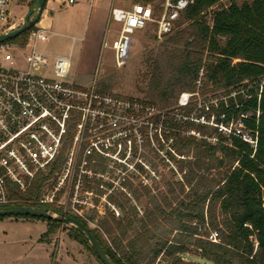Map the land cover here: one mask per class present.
Instances as JSON below:
<instances>
[{
	"label": "trees",
	"instance_id": "16d2710c",
	"mask_svg": "<svg viewBox=\"0 0 264 264\" xmlns=\"http://www.w3.org/2000/svg\"><path fill=\"white\" fill-rule=\"evenodd\" d=\"M218 1L194 0L180 16L177 28L165 35L160 51L147 59L149 65L141 77L146 86L138 87L147 94L144 100L185 115L193 108L180 106L178 98L183 91H194L204 67L208 85L226 88V99L209 104L207 119L214 114L215 123L226 124L260 106L259 118L256 114L242 118L249 128L259 130V149L251 157L248 143L236 135H224L218 125L168 117L176 153L181 155L168 188L129 179V188L119 192L122 199L113 193L109 196L119 215L107 206L98 227H91L114 264H155L160 255L167 264H207L184 258L189 242L210 264H264V208L258 198L264 186V90L258 100L256 83L264 74V0L232 2L214 9ZM209 12L211 24L205 19ZM27 33L8 41H20ZM103 90L107 91L106 86ZM190 130L194 133L188 134ZM214 136L218 138L215 143L209 140ZM53 171L38 174L25 190L12 186V204L62 212L54 204L39 201ZM142 203L143 208L139 207ZM49 220L50 228L62 223L60 217ZM207 222L219 229V242L204 237L201 230ZM245 223L257 230L256 253L250 240L252 230ZM71 229L93 250L83 232L74 226Z\"/></svg>",
	"mask_w": 264,
	"mask_h": 264
},
{
	"label": "built area",
	"instance_id": "2783aa9c",
	"mask_svg": "<svg viewBox=\"0 0 264 264\" xmlns=\"http://www.w3.org/2000/svg\"><path fill=\"white\" fill-rule=\"evenodd\" d=\"M14 1L0 0V34L19 27L25 20V16L12 20ZM65 1L73 4L79 0ZM193 2L162 0L158 6L151 2H135L129 8L112 6L110 17L121 27L112 43L105 42V45L114 50L116 66H123L130 58L136 31L154 25L159 38L172 33L180 16ZM20 19L23 21L19 25ZM26 31L27 35L20 41L0 42V207L14 205L12 186L25 190L38 174L47 175L54 169L53 176L45 183L40 203L54 204L63 213L74 214L87 221L91 228L95 219L82 212L78 205L86 204L89 209L96 208L101 214L103 211L99 207L106 204V208L110 206L119 215L109 196L116 190L126 191L129 188L125 182L126 175L138 169L123 173L124 170L117 164L129 169L127 154L137 142L142 144L145 140L144 127L152 132L155 126L158 137L163 138L164 135L174 142L168 117H183L190 121V112L183 115L179 110L170 112L144 99L117 96L104 91L97 79L88 86L70 83L71 56L58 54L52 63V56L38 48L39 42L48 40L50 30L36 23ZM205 73V68H200L196 80L200 86ZM256 83L260 100L264 74ZM194 93L198 92H191V95ZM235 94L236 91L231 93ZM216 99L205 104L204 110L197 113L196 120L198 123L218 125L226 136L233 134L240 137L250 145L251 157H254L259 149L260 132L249 128L242 118L252 114L259 118L261 107L241 113L229 123L218 124L214 122V114L210 120L207 119L209 104L226 99V96ZM189 103L186 101L179 105L187 106ZM209 140L215 143L218 138L214 136ZM111 171L116 172L111 175ZM94 175H101L104 179L108 176L105 180L108 184L112 176H119L120 184H113V187L104 184L103 188L100 183L96 184L100 189L93 187L94 183L85 186L84 181L88 182L89 176ZM102 190L107 191L105 202H99ZM258 198L264 208V186H261ZM51 212L59 216V211ZM206 225L210 226L208 222L205 228ZM245 225L252 230L250 240L256 253L259 248L257 230L251 223ZM204 237L219 242L221 233L218 228L210 227Z\"/></svg>",
	"mask_w": 264,
	"mask_h": 264
},
{
	"label": "rangeland",
	"instance_id": "374dc122",
	"mask_svg": "<svg viewBox=\"0 0 264 264\" xmlns=\"http://www.w3.org/2000/svg\"><path fill=\"white\" fill-rule=\"evenodd\" d=\"M136 0H79L68 4L65 0H47L38 26L50 30L48 40L41 41L38 48L50 54L51 62L58 54L71 56L72 67L68 81L82 86L90 85L95 79L99 86L107 92L124 98H146L147 95L138 86H146L141 77L147 71V59L160 51L161 43L167 38H159L155 33V26L149 25L144 30H138L133 35V46L130 58L123 66H116L114 50L105 45L111 44L113 39L119 35L120 23L110 17L112 6L132 7ZM162 0H150L154 6L160 5ZM249 0H219L214 9L230 5L232 2L241 5ZM34 0H15L12 8V20L16 21L34 7ZM35 16L33 13L32 17ZM209 24L212 23V12L205 15ZM23 19H20L19 25ZM18 25V26H19ZM235 59L234 61H236ZM97 68L99 73H97ZM204 82V83H203ZM200 86L195 82L194 91H183L179 96V103L189 101L193 110L190 112V121H197V113L204 110L205 104L215 102L216 97L225 96L226 88L217 84H207L204 78ZM191 92H198L191 95ZM193 94V93H192ZM206 110V109H205ZM155 126L151 132L150 128L144 127L145 140L142 144H135L133 150L128 152L129 169L122 164L118 167L126 171L134 172L126 175L129 179L138 182L146 180L159 188L167 189V181L173 180V168L177 167L181 155L176 153L172 139L163 135L158 137ZM172 144V145H171ZM101 170V169H99ZM116 171H111L113 175ZM108 172H106V175ZM105 175V176H106ZM178 174V176H180ZM89 181L84 184L94 183L100 189L108 176L102 178L89 176ZM114 178V179H113ZM119 176H112L109 186L120 184ZM93 180H96L95 182ZM123 181V182H124ZM104 182V183H103ZM100 183V186H97ZM128 183V182H127ZM97 184V185H96ZM103 188V187H102ZM104 190V189H103ZM102 190V198L99 202H105L107 191ZM110 190H108L109 192ZM113 192L119 199L122 193ZM84 195V192H83ZM92 197V195H91ZM95 199V198H94ZM124 200V198H123ZM144 202V201H143ZM104 204V203H103ZM102 204V205H103ZM106 205V204H105ZM99 207L103 212L100 214L96 208L80 203L81 211L94 218L92 227L97 228L99 220L105 216L106 206ZM144 203L139 207L143 208ZM107 209V208H106ZM55 216H58L57 214ZM59 217V216H58ZM50 220L31 215H2L0 216V264H102L83 238L77 236L72 230V225L62 223L50 228ZM210 226L206 225L203 230L208 231ZM200 231V232H201ZM77 236L78 238H76ZM188 251L184 258L189 261H209L201 258L196 251V246L191 242L185 244ZM160 257L155 264H167Z\"/></svg>",
	"mask_w": 264,
	"mask_h": 264
},
{
	"label": "water",
	"instance_id": "95a60500",
	"mask_svg": "<svg viewBox=\"0 0 264 264\" xmlns=\"http://www.w3.org/2000/svg\"><path fill=\"white\" fill-rule=\"evenodd\" d=\"M46 2L47 0H36L34 7L25 14V20L23 24L9 32L0 34V42L13 38L35 25L41 17ZM33 13H35V16L32 18ZM19 214L45 217L48 219L55 217V215L51 212V209L46 206L9 205L0 207V216ZM58 214L63 222L74 226L80 232H83L86 235V238L90 242L93 250L95 251L98 258L103 262V264H114L107 254V251L101 241L97 238V236L87 224L70 214L63 212H59Z\"/></svg>",
	"mask_w": 264,
	"mask_h": 264
},
{
	"label": "crops",
	"instance_id": "0c3cea01",
	"mask_svg": "<svg viewBox=\"0 0 264 264\" xmlns=\"http://www.w3.org/2000/svg\"><path fill=\"white\" fill-rule=\"evenodd\" d=\"M135 3V2H134Z\"/></svg>",
	"mask_w": 264,
	"mask_h": 264
}]
</instances>
